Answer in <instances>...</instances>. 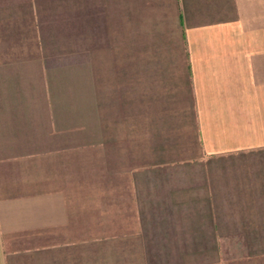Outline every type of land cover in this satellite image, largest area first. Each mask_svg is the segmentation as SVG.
I'll return each mask as SVG.
<instances>
[{
	"label": "crops",
	"instance_id": "obj_1",
	"mask_svg": "<svg viewBox=\"0 0 264 264\" xmlns=\"http://www.w3.org/2000/svg\"><path fill=\"white\" fill-rule=\"evenodd\" d=\"M161 43L181 45L199 153L243 159L234 182L210 184L207 164L87 167L65 145L42 61L63 59L66 44ZM258 163L264 0H0V264H264L146 257L207 250L219 205L263 220L252 216L264 203Z\"/></svg>",
	"mask_w": 264,
	"mask_h": 264
},
{
	"label": "rangeland",
	"instance_id": "obj_2",
	"mask_svg": "<svg viewBox=\"0 0 264 264\" xmlns=\"http://www.w3.org/2000/svg\"><path fill=\"white\" fill-rule=\"evenodd\" d=\"M65 48L63 59L42 64L49 69L50 86L59 89L53 98L65 106V145L79 148L81 164H207L212 185L218 180L232 183L242 174L232 167L243 161L240 156L199 153L180 44H66ZM65 158L71 162V156ZM259 163L257 170H262L250 173L256 180L264 178ZM88 173L81 175L87 178ZM194 174L199 181L201 173ZM222 207L225 210L215 214L216 219L209 214V236L203 246L207 250L150 252L146 257L156 261L166 255L175 263H264V203L256 205L262 212L252 213L263 220L254 221L236 219L249 214L234 216L228 206ZM211 224L216 228L212 230Z\"/></svg>",
	"mask_w": 264,
	"mask_h": 264
}]
</instances>
